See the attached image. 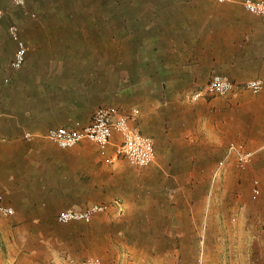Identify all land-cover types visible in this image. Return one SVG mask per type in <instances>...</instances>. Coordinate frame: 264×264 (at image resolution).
<instances>
[{"label": "rangeland", "instance_id": "rangeland-1", "mask_svg": "<svg viewBox=\"0 0 264 264\" xmlns=\"http://www.w3.org/2000/svg\"><path fill=\"white\" fill-rule=\"evenodd\" d=\"M241 1L231 2L237 3L232 9L211 10V3L219 2L0 0V99H8V114L18 112L12 105L15 99L20 102L31 93L36 103L58 101L63 84L56 74L65 73L54 68L40 70L48 81L36 83L32 90L35 84L28 80L29 68L23 72L25 67L12 66L18 43L9 28L15 25L27 52L42 49L61 55L73 50L85 54L83 84L88 94L102 88L95 91V97H86L94 105L85 109L87 120L101 102H117L129 114L131 105H144L148 111V96L159 95L170 100L164 113L172 127L169 135L158 133L161 150L168 149L166 162L171 167L157 170L154 162L134 166L131 175L124 172L106 181L123 192V200L98 202L109 207L90 222H60L57 216L50 226L38 228L43 233L0 231V264H81L89 259H97L99 264H264V90L254 93L239 78L238 88L231 93L194 98L210 78L208 74L228 73L232 67L225 59L202 54L223 43L186 37L178 31L187 14L201 17L214 12L244 19V23L238 22L244 37H264L263 19L246 10ZM111 12L117 15L116 24L110 20ZM101 22H107L108 37H101L97 26ZM110 22H114L113 28ZM240 68L239 73L248 76L262 70L254 58ZM178 70L199 74L200 82L184 83L193 88H177L178 83L172 81ZM154 77L170 79L173 88L161 89L151 82ZM109 89L112 94H106ZM135 113L130 114L132 119ZM47 116V126H59L55 114ZM13 120L11 117L7 125ZM232 141L248 149L249 144H262L251 149L257 153L246 167L233 155L221 165ZM114 161L128 160L118 157ZM255 180L262 189L256 199L252 197ZM105 189L103 186V194Z\"/></svg>", "mask_w": 264, "mask_h": 264}, {"label": "crops", "instance_id": "crops-1", "mask_svg": "<svg viewBox=\"0 0 264 264\" xmlns=\"http://www.w3.org/2000/svg\"><path fill=\"white\" fill-rule=\"evenodd\" d=\"M227 4L228 6L223 7L220 3H211L210 6L211 10L224 8L228 10L237 6V3ZM177 20L180 19L177 18ZM182 21L183 28L178 31L182 32L181 34L184 36L206 37L202 38V41L223 43L219 49L215 47L213 51H203L202 54L204 57L225 59L226 65L232 68L228 73L223 74H229L233 81L238 83L241 78L243 80L241 82H246L251 78L264 77V37H244L243 29H238L240 27L238 22L244 23V19L207 12L201 17L187 14ZM242 26L244 27V25ZM231 28H233V35H231ZM203 55L201 56L203 57ZM85 57L84 53L73 50L65 51L61 55L42 49L28 51L22 66L25 67L23 72L26 68L30 70L27 76H29L30 82L34 81L35 85L32 90H35L36 83L42 85L43 82L47 83L48 81V78L43 77V74L39 72L40 70L54 68L65 71V73L56 74V76L59 75L63 84L58 96L59 100L52 103L40 101V103H36L31 98L33 94L31 93L30 97L21 99L20 102L18 99L14 100L12 105L17 108L18 112L10 115L8 114L10 105L8 99L5 97L0 99V192L4 194L5 202L15 209L14 215L5 216L7 219L0 217V231L8 234L43 233L45 231L38 228L50 226L57 219L59 212L66 207L82 208L92 202L113 201L119 203L120 200H123L124 194H121L123 192L119 193L118 188H112L113 186L106 182L114 177L122 176L124 172L131 175L134 171L135 165L129 161L110 160L115 153V145L122 140L119 132H114L113 142L106 154H103L99 146L90 140H83L74 147L62 148L45 136L46 131L51 128L47 126L46 122L49 120L48 114H55L59 125L72 126L77 122L84 124L89 122L83 117V114L87 105L93 104L87 103L86 97L91 98L95 91H101L102 88H95L90 92V95L88 94L87 88L83 84L87 63ZM253 58L255 64L261 66L262 70L253 76H248L246 73H244L245 75L240 74V67H245L248 60ZM250 62L254 64V61ZM213 74L208 75L211 77ZM175 77L172 82L178 83L177 88H193L187 84L184 85V83L197 85L200 82L199 74L190 70H178ZM169 80L154 77L151 82L157 83L161 89L167 90L173 88ZM81 81L83 85H81ZM105 92L106 94L113 93L110 89ZM115 103L118 104L112 102L110 105L117 107ZM169 103L170 100L163 99L159 95H150L147 102L150 106L148 111L143 108L144 105L140 108L131 105L128 112L132 115L135 111L137 114L133 115L132 126L137 127L136 129L141 126L142 132H148L147 134L153 137L156 146L154 166L157 170L171 167L166 162V156L169 155L167 154L168 149L161 150L158 135L161 131L166 135L171 133L172 127L167 124V116L164 113ZM101 105L104 103L101 102L99 106ZM119 109L127 113L125 108ZM11 117L14 118L13 124L8 126L7 122L11 124ZM147 123L149 125L146 127ZM28 132L32 134L31 137L26 136ZM261 144L262 141L257 142L256 145L260 146ZM256 145L249 144L250 149ZM174 168H181V166L175 165ZM103 186L106 188L105 194H103ZM125 194L128 195V190H125ZM124 199L125 201L129 200L127 197ZM126 206L128 207V205ZM117 216L116 213L114 217Z\"/></svg>", "mask_w": 264, "mask_h": 264}, {"label": "built area", "instance_id": "built-area-1", "mask_svg": "<svg viewBox=\"0 0 264 264\" xmlns=\"http://www.w3.org/2000/svg\"><path fill=\"white\" fill-rule=\"evenodd\" d=\"M219 3H231L236 0H216ZM246 10L259 15L264 21V0H242ZM13 38L18 43L12 66L20 68L26 60L25 42L18 36V28L15 25L9 28ZM246 89L254 93L264 90V78L256 77L248 79L244 84ZM238 88L233 79L223 73H214L203 89L196 92L194 98L226 95ZM131 115L120 111L113 105H101L97 107L88 123L77 122L72 126L59 125L51 127L46 131L45 136L58 144L62 148L74 147L83 140H90L96 143L101 152L106 154L113 142L114 132L120 133L122 140L115 145V153L110 158L114 161L118 157L126 158L130 163L138 167L151 165L156 159V146L151 135L144 133L131 124ZM31 137V133H27ZM257 151L248 149L243 143L232 141L228 147L227 157L221 161L224 164L228 156L233 155L240 166L246 167L255 157ZM264 157V154L262 153ZM262 193L261 185L255 180L252 197L258 198ZM108 205L105 203H92L86 208L77 209L68 207L61 210L58 214L60 222L74 220L90 222L93 217L100 212L106 211ZM15 214L14 207L5 202V196L0 192V215L11 216ZM81 264H99L97 259H89Z\"/></svg>", "mask_w": 264, "mask_h": 264}, {"label": "trees", "instance_id": "trees-1", "mask_svg": "<svg viewBox=\"0 0 264 264\" xmlns=\"http://www.w3.org/2000/svg\"><path fill=\"white\" fill-rule=\"evenodd\" d=\"M105 10H106V12H104V13L106 14L108 12V8H106ZM106 16H107V18H109L108 14ZM116 18H117V15H115V17H114V14L111 12L110 20L112 21V19H113L115 21ZM116 22H117V20L115 21V24H116ZM113 23L114 22L109 23V26L112 28H113ZM115 24H114V26H115ZM97 26L99 27V32L101 34V37H108L109 33L107 31V22L98 23ZM93 97H95V96H93Z\"/></svg>", "mask_w": 264, "mask_h": 264}]
</instances>
